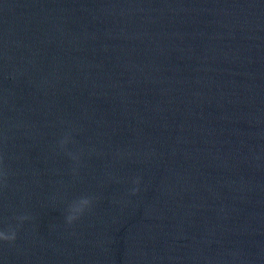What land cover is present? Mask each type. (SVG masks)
Segmentation results:
<instances>
[{
	"label": "water",
	"instance_id": "1",
	"mask_svg": "<svg viewBox=\"0 0 264 264\" xmlns=\"http://www.w3.org/2000/svg\"><path fill=\"white\" fill-rule=\"evenodd\" d=\"M0 155V264H264V0H0Z\"/></svg>",
	"mask_w": 264,
	"mask_h": 264
},
{
	"label": "clouds",
	"instance_id": "2",
	"mask_svg": "<svg viewBox=\"0 0 264 264\" xmlns=\"http://www.w3.org/2000/svg\"><path fill=\"white\" fill-rule=\"evenodd\" d=\"M70 142L69 137H65L60 144V147L63 149ZM69 156L76 160L78 157L72 153H69ZM9 172L6 170L4 166V158L0 155V188H7V180H8ZM137 184L139 181L136 182ZM138 189L133 191V194H136ZM92 206V200L88 197H82L78 201H75L69 208V214L66 217L67 223L72 224L76 220H78L86 210L90 209ZM18 221L22 224L25 220L29 219L28 216H19L16 217ZM17 239V227L10 226L7 231L0 230V241L7 243H14Z\"/></svg>",
	"mask_w": 264,
	"mask_h": 264
}]
</instances>
